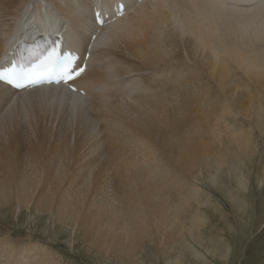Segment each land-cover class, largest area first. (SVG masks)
<instances>
[{
	"label": "bare ground",
	"instance_id": "bare-ground-1",
	"mask_svg": "<svg viewBox=\"0 0 264 264\" xmlns=\"http://www.w3.org/2000/svg\"><path fill=\"white\" fill-rule=\"evenodd\" d=\"M40 1L0 0V63H9L6 59L14 57L9 51L19 41L33 43L49 32L64 37L63 48L81 57L88 48L93 54L73 83L77 91L62 83L20 91L0 82V127L7 134L0 145V203L33 201L40 210L58 211L64 221L87 223L91 246L107 256L126 257L127 263L147 241L171 248L177 235L199 237L204 217L187 215L189 196L181 191L174 196L171 186L177 190L187 175L197 181L204 173L215 181L225 165L235 168L242 181L244 161L230 148L235 142L252 154V134L230 122L228 104L264 126L258 101L249 96L244 101L237 93L249 85L233 81L239 70L259 88L256 100H264V0L256 6L239 0ZM95 10L103 14L102 25L96 23ZM99 54L113 59L105 63L101 57L96 68ZM213 88L227 100L221 114L209 110L220 100L213 99ZM57 114H65L66 122L78 119L84 137L72 147L70 136L43 124ZM23 120L34 136L30 147L22 136ZM59 121L64 123L62 117ZM96 121L103 122L97 132ZM206 134L213 139L206 142ZM38 181L43 182L36 193ZM53 181L54 189L49 187ZM56 181H65L61 189ZM192 187V198L202 205L197 186ZM36 246L27 250L0 237V259L59 264L54 254H29L39 251ZM181 251L175 264H186Z\"/></svg>",
	"mask_w": 264,
	"mask_h": 264
},
{
	"label": "rangeland",
	"instance_id": "rangeland-1",
	"mask_svg": "<svg viewBox=\"0 0 264 264\" xmlns=\"http://www.w3.org/2000/svg\"><path fill=\"white\" fill-rule=\"evenodd\" d=\"M35 1L36 3H39L37 1L40 0ZM239 1H249L248 3L256 6L261 0ZM40 2H43V0ZM74 4L76 5V1ZM90 11L91 12H89V14L92 13V9ZM91 17L92 14H90V18ZM56 18L58 17L56 16ZM1 19L2 18L0 17V21ZM87 53L89 58L93 54L89 48ZM114 53L120 55V51L118 50H115ZM101 57L105 63L109 62L107 60L111 61V59H113L111 56L108 57L104 55L103 57L102 54H99L97 57L98 59L95 60L97 63L94 61L96 63H94L96 68H98L97 65L99 63H102V61L99 62ZM233 78H235L233 81L237 84L245 83L249 85V90L239 88L237 93H241L244 98H248L249 96V99L253 102L257 103L258 101L257 107H259L263 112L264 100L260 97V101L256 100L258 96H261L259 88H257L254 83L249 81L248 78L239 70L235 71V76ZM221 92V89L216 88H213L211 91V94L213 93V99L216 97L220 98L218 103L215 102L212 106L213 108H209L212 112L211 115H213V113L221 114L223 111V104L227 100H225L226 97L222 95L223 92ZM247 98H245L244 101H246ZM87 99H89V97ZM228 107L230 109V115L228 116L230 122L236 126H242V129L245 128L246 130L251 131L252 134V143L250 146L252 154H247L246 152L241 151L235 142H233L235 147L232 145V149L230 148L232 155L239 154V156H241L240 158L244 161L240 166V170L241 180L245 182L240 181L239 176L236 177L238 174L236 173V170H234L235 168L225 165L220 168L215 181H213V178L208 176L209 173H204V175L200 176V180L197 181L192 178V175H187V181H183L184 186L177 190L171 186L174 196L179 191H181L182 194L189 196L190 206L188 207L189 209L187 215L199 213L202 217H204L205 221L200 230L202 240L197 241L201 238L200 236L195 237L193 240L191 238L187 239L177 235V244L175 246H171V248L170 246L159 247L158 244L147 241L143 245L142 249L137 251L138 253L135 254V258H132V264H175L174 258L180 250L183 251L181 252L185 257L183 260L186 264H264V132H262L264 131V126L259 125L256 118L251 119L249 117H245L243 112L240 113L239 106H235L230 103L228 104ZM88 111L93 112V109L91 111L89 108ZM2 115L3 112H1L0 116ZM59 116L62 117L61 122H64L63 124L61 123V125L59 121L61 117ZM50 118L53 120L54 124L50 121L51 119L48 121L44 120L43 124L46 125L48 122L47 127L53 133L57 131L59 134L63 133L66 134L67 137L70 136L69 143L71 147L75 144L76 138L84 137L83 133H78L76 125L78 121L77 118H73L74 121L76 120L74 123L72 119L66 122L65 114H57L54 119L50 115ZM71 121L72 123H70ZM202 121H204V119ZM102 123L101 121H99V123L98 121L95 122L96 132L99 130L100 125L102 126ZM21 131L24 140L30 147V144L28 143L30 141H34V136L30 135L31 129L28 122L24 120L22 121ZM53 136L54 135L51 137V142L54 139ZM204 136L206 138L204 137L203 139L206 142L213 139L209 134ZM6 139L7 134L4 133L3 128L0 127V145L2 142H6ZM209 143L211 146L216 148L214 143ZM42 144L45 148L50 147L48 144ZM254 147L255 149L253 150ZM219 148V153H226L224 148ZM96 153L91 154L90 157H97L98 154ZM102 157L103 155L100 157L99 161ZM231 171H234L236 174ZM89 172L90 170L87 175ZM189 180L191 182H189ZM42 182L43 181H38L36 193L40 190L41 187L39 188V186H41ZM54 182L55 181H53L49 187L54 189ZM64 182L56 181L58 188L61 189L63 186L60 185V183L63 184ZM87 183L90 185L91 181H87ZM192 183L198 188L197 196L198 198L200 197L199 199L202 205L197 204L195 199L192 198V191L194 188L192 186H195ZM60 189L56 193L57 196H60ZM33 199L34 196L32 200ZM24 203L19 205L13 199L6 204L0 203L1 238L5 237L11 241L14 240V242H17L21 246L23 245L26 249L30 245H37L36 247L39 251L34 249V251L29 254H40L41 251L46 255L49 253L50 255L54 254L53 256L59 264H131L127 263L125 260L126 257H124V259H117L114 255H110L113 256L110 257L95 249L94 246H91L88 239V236L90 235H88L87 232L90 234V231L87 223L83 224L81 221L75 223L72 220L64 221V216H62L58 211L53 212V208L40 210L36 205H34L33 201L30 202V204ZM94 209V207H91L89 212L91 215L94 214L93 218H98L95 216L96 214ZM186 220L188 219L185 218V221ZM174 247L177 249H174ZM29 249L30 248L27 250ZM178 254L181 253L179 252ZM0 260V264L6 263L3 257H1ZM133 260H135V262Z\"/></svg>",
	"mask_w": 264,
	"mask_h": 264
},
{
	"label": "snow or ice",
	"instance_id": "snow-or-ice-1",
	"mask_svg": "<svg viewBox=\"0 0 264 264\" xmlns=\"http://www.w3.org/2000/svg\"><path fill=\"white\" fill-rule=\"evenodd\" d=\"M74 58L65 56L62 60L57 57V49L53 48L38 62L28 66L11 67L0 70V81L13 85L17 89L37 86L44 82L69 84L79 77L86 69L85 66L74 67ZM72 91H77L75 88Z\"/></svg>",
	"mask_w": 264,
	"mask_h": 264
}]
</instances>
